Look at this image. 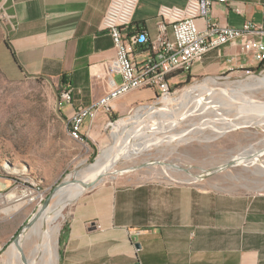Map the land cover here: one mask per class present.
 Listing matches in <instances>:
<instances>
[{"label":"crops","instance_id":"0c3cea01","mask_svg":"<svg viewBox=\"0 0 264 264\" xmlns=\"http://www.w3.org/2000/svg\"><path fill=\"white\" fill-rule=\"evenodd\" d=\"M108 2L0 0L5 49L15 68L59 88L70 86L71 105L58 107L66 122L76 109L104 95L110 79L120 82L109 76L113 43L101 30ZM184 2L139 0L129 33L136 37L143 31L155 38L158 7H182ZM210 19L232 28L250 21L264 30V0H214ZM197 25L203 30L205 20ZM135 50L136 61L143 60L144 49ZM257 66L237 45L226 46L195 64L188 75L171 78L170 85L181 84L186 76L218 78ZM152 97L149 90L131 92L114 103L111 114L125 117ZM95 120L90 127L85 120L81 128L88 142L89 129L97 128ZM207 174L193 182L120 181L88 192L77 201L60 234L56 264H264V194L235 192L232 186L208 182ZM3 187L0 181V190Z\"/></svg>","mask_w":264,"mask_h":264},{"label":"rangeland","instance_id":"374dc122","mask_svg":"<svg viewBox=\"0 0 264 264\" xmlns=\"http://www.w3.org/2000/svg\"><path fill=\"white\" fill-rule=\"evenodd\" d=\"M263 76L264 72L261 74L256 71H244L231 75L225 73L218 79L210 78L215 80V88L222 89L226 84L249 82L250 78L260 79ZM204 79L209 78L191 79L186 76L181 84L172 87L171 96H179L182 91L203 83ZM59 90V86H55L51 81L26 76L15 68L5 49V27L0 22V181L5 184L2 188L5 197L0 205V264H6L5 253L13 244L14 237L20 234L24 224L40 209L53 189L68 178L72 181L79 175L82 176L103 150L117 143L114 132L116 123L133 117L141 108H161L166 99L171 97L158 100L156 96L152 97L149 102L134 108L129 115L119 119L112 114L97 118L94 122L97 128L91 127L88 131L89 142H80L68 135L67 122L58 114ZM250 91L244 90L242 94L254 99L256 105H264V89L262 92ZM234 105L227 109L229 112L222 108L225 111L220 113L221 117L233 119L242 112L241 104ZM246 110L250 115V112L258 109L251 106ZM211 118L216 120L213 123L215 126H223L222 119L213 116L209 119ZM201 120L187 119L179 127L189 130L192 124H201ZM202 130V133L194 136L195 139L186 144L182 141L176 149L170 146L176 145L175 143H166L128 161L119 160L116 165L119 170L138 168L120 172L113 178L106 176L102 182L87 189L69 205L65 209L66 212L64 211L62 222H59L61 227H58L55 236L56 244H59L61 231L67 225L77 201L88 192L111 183L121 181L130 184L140 178L193 182V176L200 177L203 173L211 171L206 179L208 182H219L223 187L232 186L235 192L243 194H264V154L255 167L235 166L217 171L224 162L254 144L260 151L264 147L258 144L264 139V125L243 129L239 126L218 136L206 127L196 132ZM215 136L216 138L212 139ZM119 138H122V135ZM147 162L154 164L141 167ZM157 162L170 163L181 171L174 170L165 174L167 168ZM185 171L192 177L186 175Z\"/></svg>","mask_w":264,"mask_h":264},{"label":"bare ground","instance_id":"6f19581e","mask_svg":"<svg viewBox=\"0 0 264 264\" xmlns=\"http://www.w3.org/2000/svg\"><path fill=\"white\" fill-rule=\"evenodd\" d=\"M249 80V82L225 83L226 85L222 89H217L214 87L217 86L215 80L209 78L203 83L196 84L182 91L177 97H167L168 99H166L161 108H141L133 117L116 123L114 125V132L117 143L103 150L96 161L88 166L82 176L79 175L78 178L72 181L70 178L66 179L63 182V186L57 188L52 193L48 204L45 207L41 206L36 212L37 216L32 224L22 231L18 235L16 242L11 244L7 249L5 263L56 264L57 247L55 236L58 232V227H61L59 226V222L64 217L65 209L73 204L87 190V186L90 184H98L106 176L113 178L120 172L138 168L131 167L119 170L116 168L119 160L128 161L133 157L135 158L151 150L153 147H159L166 143H175L176 145L170 146H174L176 149L182 141L186 144L195 139V135L203 132V130L198 132L196 130H201L205 127L209 128L211 132L218 136V134L223 135L239 126L243 129L254 125H264V105H256L254 104L256 102L254 99L242 94L244 90L255 92L259 90L262 92L264 89V76L260 79L257 77L250 78ZM221 85L223 84L221 83ZM234 104H241L243 113L240 112L242 114L239 113L233 119L223 118L224 116L221 117L220 113L225 111L222 108H226V111L229 112L227 109L234 107ZM251 106L258 110H254L248 115L246 109ZM211 116L222 119L223 126H215L213 123L216 120L209 119ZM240 116H242L241 119L238 118ZM196 118L199 120L202 119L201 124L196 126V122L191 126L189 125V130L180 129L179 126L183 121ZM120 135H122V138H119ZM216 136L212 139H215ZM70 137L74 138L73 136ZM258 144L259 146H264V139L260 140ZM256 147V144H254L247 150L238 153L232 159L224 162L218 169L216 168L217 171L235 166L255 167L261 155L264 154V147L260 151ZM157 163L167 168L165 174L174 170L181 171L180 168L170 163ZM151 164L154 163L147 162L141 167ZM210 172H207V175ZM185 173L192 177L188 171H185ZM192 179H195V176Z\"/></svg>","mask_w":264,"mask_h":264},{"label":"built area","instance_id":"2783aa9c","mask_svg":"<svg viewBox=\"0 0 264 264\" xmlns=\"http://www.w3.org/2000/svg\"><path fill=\"white\" fill-rule=\"evenodd\" d=\"M213 3L214 0H185L182 7L159 6L157 35L150 39L143 31L136 37L128 31L139 0H109L101 19V30L110 36L113 43L114 57L108 64L109 76L119 77L120 82L110 79V89L104 95L74 111L67 121L68 135L84 142L81 128L85 120L90 122V127L100 113L111 114L114 103L131 92L149 90L153 97H157L156 100L171 96V78L179 74L188 75L195 64L222 47L237 45L241 53L251 56L262 74V26L250 21H245L240 28L219 25L210 19ZM234 11L239 13L238 9ZM199 19L205 20L203 30L198 28ZM136 46L144 49L146 56L143 60L136 61ZM57 98L59 104L71 105L70 86L64 84ZM4 197L0 190V205Z\"/></svg>","mask_w":264,"mask_h":264},{"label":"water","instance_id":"95a60500","mask_svg":"<svg viewBox=\"0 0 264 264\" xmlns=\"http://www.w3.org/2000/svg\"><path fill=\"white\" fill-rule=\"evenodd\" d=\"M33 78H37V77H33ZM37 79H38V78H37ZM58 107H59V99L57 98V110H58ZM95 185H96L95 183H92V184H90L89 186H87V189L93 188ZM61 186H63V183L60 184L59 186L55 187V188L53 189V192L56 191L57 188H59V187H61ZM53 192H52V193H53ZM52 193H50V194L48 195V197H47V198L44 200V202L42 203V206H43V207H45V206L48 204V202H49V200H50V198H51ZM36 216H37V213H35L34 215H32V217H31V218H30V219L24 224V226L22 227V230L20 231V233H21L22 231H24L25 229H27V228L32 224V222L34 221V219H35ZM17 237H18V235H16V236L14 237V239H13V243L16 242Z\"/></svg>","mask_w":264,"mask_h":264},{"label":"trees","instance_id":"16d2710c","mask_svg":"<svg viewBox=\"0 0 264 264\" xmlns=\"http://www.w3.org/2000/svg\"><path fill=\"white\" fill-rule=\"evenodd\" d=\"M259 69H261V68H256V69H252V70H249V71H253V72L256 71V72H258ZM62 83H64V80H62ZM84 139H85L86 142H88V141L86 140V138H84ZM62 231H64V229H63ZM62 231H61V232H62Z\"/></svg>","mask_w":264,"mask_h":264}]
</instances>
